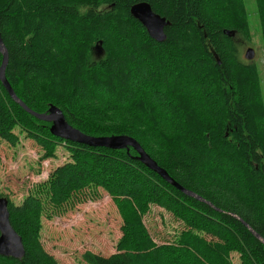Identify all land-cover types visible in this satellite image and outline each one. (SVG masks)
Wrapping results in <instances>:
<instances>
[{
	"label": "trees",
	"instance_id": "16d2710c",
	"mask_svg": "<svg viewBox=\"0 0 264 264\" xmlns=\"http://www.w3.org/2000/svg\"><path fill=\"white\" fill-rule=\"evenodd\" d=\"M141 2L169 22L164 42L131 15ZM255 5L264 42V0ZM0 34L5 77L30 110L56 106L87 136L134 138L175 182L222 211L167 183L134 148L52 135L0 80V139L15 146L18 127L44 159L59 147L71 157L21 205L9 201L26 254L0 264H61L41 242L44 199L58 214L99 189L118 206L123 236L109 257L84 253L87 264H232L233 253L241 264H264V244L231 216L264 238V102L237 40L250 37L244 0H0ZM99 44L104 57L95 59ZM152 206L185 225L163 246L143 223Z\"/></svg>",
	"mask_w": 264,
	"mask_h": 264
},
{
	"label": "rangeland",
	"instance_id": "374dc122",
	"mask_svg": "<svg viewBox=\"0 0 264 264\" xmlns=\"http://www.w3.org/2000/svg\"><path fill=\"white\" fill-rule=\"evenodd\" d=\"M249 14L250 37L240 41L244 62L257 67L262 100L264 102V42L255 0H244ZM249 49L255 51L253 61L247 60ZM95 59L104 57L102 44L94 48ZM128 85V84H127ZM18 143L15 146L0 139V197L21 205L37 185L46 183L50 174L70 161L67 149L59 147L55 156L43 158L41 147L25 133L15 129ZM80 200L73 201L56 214V209L46 203L41 222V242L46 252L61 264H87L86 252L109 257L117 251L121 240L122 215L113 199L103 189L86 192ZM49 203V202H48ZM143 223L158 246L170 243L185 230L183 222L171 213L156 206L143 216ZM232 264H241L240 255H231Z\"/></svg>",
	"mask_w": 264,
	"mask_h": 264
},
{
	"label": "water",
	"instance_id": "95a60500",
	"mask_svg": "<svg viewBox=\"0 0 264 264\" xmlns=\"http://www.w3.org/2000/svg\"><path fill=\"white\" fill-rule=\"evenodd\" d=\"M131 15L138 20L144 28L147 30L148 34L152 39L157 42H164L166 40L165 28L169 25L166 18L154 12L151 5L146 2L137 3L131 8ZM229 36H234L235 33H227ZM0 52L3 55V63L0 68V80L12 99L20 104L28 113L32 114L38 120L51 123V133L52 135L61 138L66 141L75 142L79 144H85L89 147H102L111 150H123L126 148H134L140 155V160L153 172L157 173L161 178H163L167 183L174 186L178 190L182 191L185 195L193 197L203 203L208 204L210 207L214 208L218 212H222L214 207V205L205 199L201 198L197 194L186 190L175 182L170 175L145 152V150L140 146V144L132 137L129 136H113V137H103L95 138L83 134L80 130L71 126L64 113L56 106H52L48 113L39 114L30 110L15 94L11 85L5 77V70L8 64V50L3 42L0 34ZM247 60L253 61L255 58V51L249 49L246 53ZM235 219L241 221L249 231L264 244V238L259 236L254 229H252L247 223H245L238 216L231 214ZM26 254L23 240L19 234L14 230L10 221L9 212V200L0 197V256L11 257L14 259H22Z\"/></svg>",
	"mask_w": 264,
	"mask_h": 264
}]
</instances>
